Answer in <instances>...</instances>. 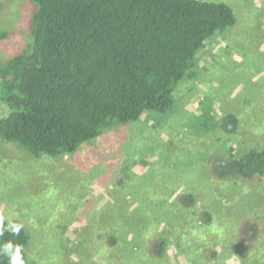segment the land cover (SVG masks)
Returning a JSON list of instances; mask_svg holds the SVG:
<instances>
[{
	"label": "rangeland",
	"instance_id": "1",
	"mask_svg": "<svg viewBox=\"0 0 264 264\" xmlns=\"http://www.w3.org/2000/svg\"><path fill=\"white\" fill-rule=\"evenodd\" d=\"M199 1L229 5L237 23L200 51L170 111L108 127L70 156L0 141V217L24 225L30 264H264V178L215 171L264 146V0ZM34 12L0 0V65L29 48ZM186 194L195 207L181 206Z\"/></svg>",
	"mask_w": 264,
	"mask_h": 264
},
{
	"label": "trees",
	"instance_id": "2",
	"mask_svg": "<svg viewBox=\"0 0 264 264\" xmlns=\"http://www.w3.org/2000/svg\"><path fill=\"white\" fill-rule=\"evenodd\" d=\"M31 1V44L0 65V101L8 109L0 119V141L35 158L70 156L108 127L170 111L175 87L195 68L200 51L237 23L233 9L221 2ZM228 121H221L224 130ZM230 122L237 126L233 117ZM231 157L215 169L220 180L264 178V146ZM196 204L192 194L181 201L187 209ZM212 221L205 211L201 223ZM7 241L20 245L30 264L25 227L18 236L4 230L0 247ZM165 250L161 240L156 243L159 256ZM0 264L8 258L0 255Z\"/></svg>",
	"mask_w": 264,
	"mask_h": 264
},
{
	"label": "clouds",
	"instance_id": "3",
	"mask_svg": "<svg viewBox=\"0 0 264 264\" xmlns=\"http://www.w3.org/2000/svg\"><path fill=\"white\" fill-rule=\"evenodd\" d=\"M23 227V224L10 222L5 229L3 225V217H0V235L3 234L4 230H8L12 234L18 236ZM0 255L8 258V264H25L21 246L14 244L12 241H7L2 247H0Z\"/></svg>",
	"mask_w": 264,
	"mask_h": 264
}]
</instances>
